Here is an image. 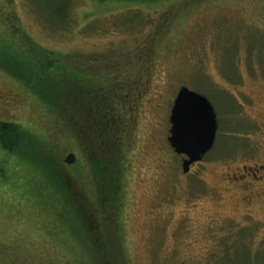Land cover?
I'll return each mask as SVG.
<instances>
[{"label":"rangeland","instance_id":"374dc122","mask_svg":"<svg viewBox=\"0 0 264 264\" xmlns=\"http://www.w3.org/2000/svg\"><path fill=\"white\" fill-rule=\"evenodd\" d=\"M24 36L46 50L105 61L114 52L127 63L123 116L135 121L125 146L126 223L117 236L130 264H264V170L234 180L244 167L264 166V0H0V51ZM10 57L0 55V63ZM1 68L0 120L47 141L46 154L80 175L91 195L103 173L91 182L90 147L65 149L75 145ZM183 86L210 99L219 123L213 148L188 173L168 142ZM5 144L14 151L0 142V264H108L68 234L77 224L60 216L65 207L43 171L25 163L32 149L22 143L17 153L10 137ZM69 152L73 164L64 161Z\"/></svg>","mask_w":264,"mask_h":264},{"label":"trees","instance_id":"16d2710c","mask_svg":"<svg viewBox=\"0 0 264 264\" xmlns=\"http://www.w3.org/2000/svg\"><path fill=\"white\" fill-rule=\"evenodd\" d=\"M119 1L146 3L159 0ZM8 42L7 52L0 51V55L11 57L0 63L1 69L22 81L35 97L37 105L46 108L54 126L66 135L68 146L75 145L74 148L65 149L75 150L76 144H81L85 150L90 147L92 152L88 157L95 163L90 165L85 162V166L81 167L87 168L90 165V168L98 169L95 171V168L91 173V182H96L97 174L103 173L102 179L98 180L96 189L91 190V195L86 194L84 186L79 184L81 176L67 171L64 164L54 162V154H46L47 141H42L35 134L32 136L26 128L14 122L12 126L8 121L0 120V142L8 149L10 146L5 144V139L10 137L11 141L19 145L17 153L21 152L20 148L24 144L32 149L25 163L33 167L35 162L43 171L54 199L61 198V205L65 208L60 216L66 220L72 218L76 222L77 226H71L67 232L73 235L81 248H92L89 252L91 257L97 256L108 264H120L119 260L122 264H130L128 256L125 257L120 249L117 236L118 226L126 223L121 214L130 167L125 146L135 121V116H132L134 119L130 122L123 116L122 103L130 98L123 82L127 63L114 52L110 60L105 61L98 57L92 58L93 55L83 57L81 52L46 50L25 36ZM259 64L263 71V65ZM73 126L77 131H73ZM30 135L34 138L31 139ZM52 135L51 140L59 145L60 140L56 139L59 137L55 133ZM12 149L10 147L8 150ZM19 171L22 174L30 172H23L22 169ZM108 210H111L110 216L114 215L115 218L106 216ZM112 249L117 252H110ZM258 254L264 255L260 251Z\"/></svg>","mask_w":264,"mask_h":264},{"label":"water","instance_id":"95a60500","mask_svg":"<svg viewBox=\"0 0 264 264\" xmlns=\"http://www.w3.org/2000/svg\"><path fill=\"white\" fill-rule=\"evenodd\" d=\"M169 121L168 142L175 153L185 156L182 168L188 173L215 144L219 128L215 107L207 96L183 86L174 99ZM75 160V153H69L64 161L72 164Z\"/></svg>","mask_w":264,"mask_h":264},{"label":"flooded vegetation","instance_id":"af4514ba","mask_svg":"<svg viewBox=\"0 0 264 264\" xmlns=\"http://www.w3.org/2000/svg\"><path fill=\"white\" fill-rule=\"evenodd\" d=\"M249 170H252V171L247 172V171H249ZM262 170H264V166H263V167L260 166V167L253 168V169H249V168L244 167L242 173L239 174V175H237V176H235V177H234V180H236V181H238V182L246 181V180H245V178H247L246 174L251 175V173H252V174L257 173V175H258V172H260V171H262ZM257 175H254V176L257 177ZM263 175H264V173H263ZM244 177H245V178H244ZM248 177H249V176H248ZM239 180H241V181H239Z\"/></svg>","mask_w":264,"mask_h":264}]
</instances>
